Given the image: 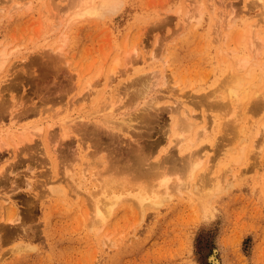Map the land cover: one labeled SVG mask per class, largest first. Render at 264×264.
Masks as SVG:
<instances>
[{
  "label": "rangeland",
  "instance_id": "obj_1",
  "mask_svg": "<svg viewBox=\"0 0 264 264\" xmlns=\"http://www.w3.org/2000/svg\"><path fill=\"white\" fill-rule=\"evenodd\" d=\"M72 1L0 0V50L3 45L10 55L0 71V130L14 132L0 137V264H264V149L254 159L251 152L264 127V103L255 94L264 80L250 89L240 123L230 121L228 104L215 105L228 102L220 86L238 70V59L252 64L247 81L264 70V5L117 0L115 12L83 19L62 35L59 20L67 19ZM230 15L236 18L231 28ZM117 100L112 121L119 127L111 131L90 115L101 110V118ZM148 109L151 123L140 122L137 116ZM64 117L74 121L67 132L58 121ZM82 123L102 130L99 140L84 136ZM39 127L32 140L36 131L29 129ZM98 141L110 144L118 161L145 147L151 161L169 158L174 171L186 158L198 157L202 165L189 189L174 192L160 210L143 219L137 207L122 205L96 234L88 203L76 197L65 169L80 177ZM243 150L246 157L234 162ZM196 188L212 197L205 192L202 200Z\"/></svg>",
  "mask_w": 264,
  "mask_h": 264
},
{
  "label": "bare ground",
  "instance_id": "obj_2",
  "mask_svg": "<svg viewBox=\"0 0 264 264\" xmlns=\"http://www.w3.org/2000/svg\"><path fill=\"white\" fill-rule=\"evenodd\" d=\"M257 1L260 3V5L262 4L264 5V0H257ZM119 3L120 1L118 2L117 0H76V3H75V0H74L73 6L72 4L71 5L69 4L70 5L69 11H67L68 10L67 8L69 5L66 7L67 10L65 11H67L68 14L66 15L65 18L67 19L59 20L60 21V25H59L60 32L62 33V35L63 34L65 35L67 34V31L69 28L73 27L77 22L83 19L99 18V17L105 16L106 13H109V12L113 13L117 10L118 7H120ZM192 4L194 5V2ZM45 10L47 11V9ZM61 16L64 17L63 15H60V17ZM193 17H194L193 13L189 15V19L193 20ZM230 17H231L230 19H227L229 23L227 27L229 28L235 27L236 18L235 17L233 18L231 15ZM258 27H259L258 23L256 25L251 24L249 26L250 28L249 30V34H250L249 49L252 48L250 49L252 52H249V53H252V55H253V52L256 51L255 30H257ZM242 40L243 38L240 37L239 41H242ZM1 48L2 50H0V71L5 67L10 57L7 47L2 45ZM57 50L60 56H64L66 54L64 52L63 46L58 47ZM229 55H231V53H229ZM118 62L119 60L116 62L115 66L118 65ZM250 63L251 62L248 60L238 59V63H237L238 68L236 67V69L238 70L232 71L231 74L227 75L226 79L223 81V85L220 86L221 89L219 88L220 90L223 89L226 92L227 94L226 99L228 100V102L226 101L227 103L226 102L224 103V102H220L219 100H216L218 102L215 104L218 106L219 103L220 104L222 103L224 106L222 104L219 106V107L223 106L222 108L226 107V104H228L227 107L228 106L229 107L228 108L226 107L227 108L226 110L228 111L229 109L228 113L231 111L229 113L230 114L229 116H231L234 119V120L233 119L231 120L230 118V121H234L236 123H240L243 120L244 113L240 114L239 109H241L247 103V100H249L250 93H251L250 89L252 87L255 89V86L257 87L259 85L258 82L264 80V70L263 71L261 70V73L257 75L256 79L254 78L252 81H247L248 78L252 76V69L249 67L252 64ZM263 66L264 65H262L261 69H263ZM117 69H115V67L114 69H112L113 75L112 77H110V79H108L109 81H107L108 86L114 80L113 77L114 75L117 74V71H116ZM260 88L261 87H259V89L256 88L255 94L257 96V99L261 100V102L260 100L259 102L263 104L264 103V82L262 85V89ZM85 89L88 90L87 91L89 93L88 95L91 96L92 94L90 95V93H92V83L89 84ZM219 89L218 91H220ZM253 99L257 100L255 99V97H253ZM118 102L119 100L114 101L113 103H111V105H107L108 107L106 109H108L110 113L102 114L103 116H101V118H98V114L101 113L100 112L101 110L97 112L94 111L95 113H91L90 116H93L95 114L96 119H99V122H101L100 124L108 125L111 131L117 130L118 129L117 126L119 127V125L115 126L114 122L112 121V114L115 112V107ZM260 103L258 105H261ZM150 113H151V110L149 109L144 110L140 115L137 116V118L140 120V122L150 124L152 121L151 120L152 116H150L152 113L151 114ZM58 121L61 124L62 130L64 132H67V129L69 127L67 126L68 123L74 122L72 120H69L68 117L67 118L64 117ZM188 123H189V120L187 118L184 119V126H186V124ZM49 127L50 128L53 127V124H50ZM79 127H80L79 130L83 131V135L87 137L94 136L98 138V135L101 134L102 132V130H100L98 127L88 126V124H84V123L79 124ZM242 128H243V132H245L246 127L243 126ZM23 129H24L23 131L20 130L22 131L21 134L19 133L21 138L19 137L20 140H18V142L16 143L18 147L22 143H24L25 137L28 133L27 127L26 128L24 127ZM29 130L31 132L33 130L34 132L36 131L35 133L30 132L31 134H33L32 135V140H33L34 137L37 135V133L38 132L41 133L43 129L41 130V127H39V128H34L32 130L29 129ZM12 132H13L12 130H7V131L0 130V137L4 136L3 134L5 133L8 135H11ZM207 132H208V128H204V133H207ZM6 134H5V137L8 136V135L6 136ZM64 134L65 135H63V138L67 137L66 133ZM109 140L112 141V143H114V136H109ZM183 143H184V139H180L178 141L179 146H181ZM95 144H96V149L98 151L95 153H92L94 157H93V161L88 162L89 169H84L82 171L81 176L77 177V175L74 174L73 170L71 169L67 170L66 168L65 175L68 176V179L72 180V187H73L74 193L76 194V197L78 198L81 196L80 194H82L84 196V202L88 203V206L90 208L89 210L91 211V213L89 211L90 213L89 220H91V223H89L91 225L89 226L93 229L94 233L96 234L100 233L104 229V227L107 225L110 218L116 213L118 208L122 205H126V204L134 205L135 210L137 207V210H139V214L143 217V219L146 216H148L150 212L160 210L165 205V203L174 196V192L177 194H181L186 188L189 189L191 180L194 178L195 173L198 171V169L202 165V160L199 159L198 157L194 160H192L193 159L192 157H191L192 159L186 158L182 166L177 171H174L173 166H170V167L167 166V162H170L169 158L166 161L165 160H158L155 162L151 161L152 160V157L150 156L151 150H149V154H147L148 151L147 153L145 152L146 151L144 150L146 149L145 147H140V148L135 147L129 150L128 152H126L125 157H123L120 161H118L116 160L117 156L116 155L114 156L115 152L111 151L110 144L109 146H106V147H103L104 144L99 141L95 142ZM146 145L148 146L149 144H146ZM214 147H215V151H217V145L213 146V148ZM263 149H264V127L262 128V132L257 137V139L253 140L252 142L251 152L254 155V157L252 156L253 159L256 158V156H259L262 153ZM243 151L240 154V156L235 159L234 162L238 163L241 161L243 157H246L247 155L246 151L244 152ZM105 152H107L106 155H103L105 154ZM65 175H64V178H66ZM61 181L63 180L61 179ZM202 181L204 180L203 179L201 180V184H204L205 182L203 183ZM215 183H217V179ZM197 189L198 188H196V191ZM204 189H203V192H204ZM201 191L202 190H200L199 192V189L197 191L198 193H200L199 196H201V194L203 196L206 192L205 191L204 193H202ZM52 192H56V189L53 187H51V190H49V193H52ZM206 194L208 196L210 193L208 194V192H206ZM205 196H203L202 200H204V198L207 197ZM208 197H212V196L209 195ZM208 202L209 201H207V203ZM203 206H206V205L204 204ZM204 209L206 210V207ZM11 220H12L11 222H16L18 221V218L14 217ZM104 242H105L104 244L108 246L109 244L113 243V239L112 237H110V235H107L105 236ZM213 260L214 258L212 255L208 257V261L213 262Z\"/></svg>",
  "mask_w": 264,
  "mask_h": 264
}]
</instances>
